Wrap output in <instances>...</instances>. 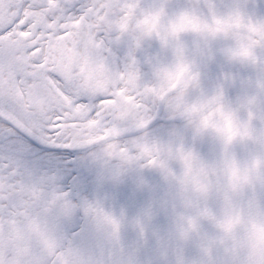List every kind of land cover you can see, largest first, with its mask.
I'll list each match as a JSON object with an SVG mask.
<instances>
[{
  "label": "snow or ice",
  "instance_id": "snow-or-ice-1",
  "mask_svg": "<svg viewBox=\"0 0 264 264\" xmlns=\"http://www.w3.org/2000/svg\"><path fill=\"white\" fill-rule=\"evenodd\" d=\"M0 264H264V0H0Z\"/></svg>",
  "mask_w": 264,
  "mask_h": 264
}]
</instances>
